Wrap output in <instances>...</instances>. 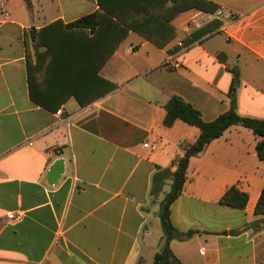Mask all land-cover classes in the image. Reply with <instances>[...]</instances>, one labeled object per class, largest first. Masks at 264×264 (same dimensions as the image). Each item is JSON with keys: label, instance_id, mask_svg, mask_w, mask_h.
I'll return each mask as SVG.
<instances>
[{"label": "crops", "instance_id": "0c3cea01", "mask_svg": "<svg viewBox=\"0 0 264 264\" xmlns=\"http://www.w3.org/2000/svg\"><path fill=\"white\" fill-rule=\"evenodd\" d=\"M208 1L235 19L214 20L217 27L186 43L213 21L185 31L198 9L177 12L181 0H0V264L152 263L162 240L158 204L170 184L153 196L152 175L199 133L179 119L163 124L169 98L210 121L229 108L234 68L237 113L264 119V0ZM100 2L135 28L97 73L114 84L108 92L90 70L82 31H42ZM171 27L163 47L141 35L162 40ZM260 139L232 125L190 157L169 206L177 230L196 231L170 241L183 264H264L263 215L254 213L264 185ZM58 159L63 172L50 183ZM232 185L247 193L243 209L219 203ZM9 212L22 218L9 220Z\"/></svg>", "mask_w": 264, "mask_h": 264}, {"label": "trees", "instance_id": "16d2710c", "mask_svg": "<svg viewBox=\"0 0 264 264\" xmlns=\"http://www.w3.org/2000/svg\"><path fill=\"white\" fill-rule=\"evenodd\" d=\"M25 1L28 2V0ZM189 9L213 12L217 9V5L208 0H184V3L181 0L180 6L176 7L177 12ZM56 26L63 28L62 34L65 37L67 36V30L71 29H78L85 34L87 38L85 41L91 44L90 58L93 61L92 67L90 68L91 72L102 83H105V92L113 89L115 87L114 84L102 79L97 73L113 54L118 44L126 37L128 29L135 28L127 24L119 14L101 2L99 3V9L92 13L64 25L61 20H56L46 25L42 31ZM217 26L218 22L213 21L207 26L195 30L184 41L189 43L193 39L203 35L206 31ZM33 32L31 31V34ZM40 32L41 30L37 31L36 34ZM141 35L154 45L163 47L175 36V30L171 27L170 32L162 40H157V36H153L152 34L142 33ZM32 38H34L33 35ZM36 43L38 42L36 41ZM98 46L100 47L99 49ZM230 71L233 76L228 90V97L230 98L229 108L225 112L217 115L214 119L210 121L204 120L201 112L197 108L178 95H172L164 106L166 114L163 119V124L165 126H170L176 119H179L190 126L196 127L199 133L194 141L183 145L182 154L176 156L169 167L160 168L157 166L156 172L152 175L151 195H157L161 191L166 179H170V184L168 191L163 195L158 204L157 214L162 230V240L158 251L154 254L151 264H183L171 251L170 241L173 239H186L196 232L192 229L185 232L179 231L171 224L169 219V206L183 189L186 181V170L191 156L202 152L208 143L221 136L229 126L240 125L250 129L255 135L262 138L256 143L255 149L257 157L264 162V119L242 116L237 113L236 85L238 83V72L234 68H231ZM103 91L102 88L101 93ZM80 103L84 102L80 100ZM172 167L173 170H171ZM247 199V193L240 191L235 185H232L221 196L219 203L233 208L243 209ZM254 213L256 215H263L260 221H264V185L261 188L260 195L255 204Z\"/></svg>", "mask_w": 264, "mask_h": 264}, {"label": "built area", "instance_id": "2783aa9c", "mask_svg": "<svg viewBox=\"0 0 264 264\" xmlns=\"http://www.w3.org/2000/svg\"><path fill=\"white\" fill-rule=\"evenodd\" d=\"M3 6H4V4L0 3V7H3ZM3 15H7L5 10L3 11ZM235 17H236V14L226 7H220L217 10H215L214 12L195 10L192 13L190 19L187 21L185 31H188L189 28H191V27H200V26H202L208 22L214 21V20L224 22L225 20H227V21L234 20ZM177 45L182 50H186L187 48H189V46L184 44L181 40L178 41ZM168 60L165 61L164 64L168 63ZM174 64H175V66H178L177 62H175ZM58 113H60V110H58ZM143 146L147 147L148 143L144 142ZM7 218L9 220L18 221L22 218V214L20 212H18V213L9 212L7 214Z\"/></svg>", "mask_w": 264, "mask_h": 264}, {"label": "water", "instance_id": "95a60500", "mask_svg": "<svg viewBox=\"0 0 264 264\" xmlns=\"http://www.w3.org/2000/svg\"><path fill=\"white\" fill-rule=\"evenodd\" d=\"M63 172V160H56L50 167L49 174L53 176V179L50 180V183H54Z\"/></svg>", "mask_w": 264, "mask_h": 264}, {"label": "rangeland", "instance_id": "374dc122", "mask_svg": "<svg viewBox=\"0 0 264 264\" xmlns=\"http://www.w3.org/2000/svg\"><path fill=\"white\" fill-rule=\"evenodd\" d=\"M183 145H184V144H182V146H181V147H183ZM181 149H182V148H181ZM182 150H183V149H182Z\"/></svg>", "mask_w": 264, "mask_h": 264}]
</instances>
